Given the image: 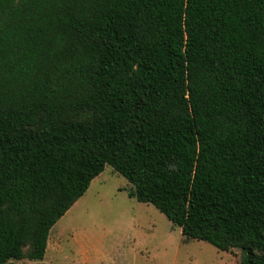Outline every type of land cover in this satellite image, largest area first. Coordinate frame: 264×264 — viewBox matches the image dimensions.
Masks as SVG:
<instances>
[{"label": "trees", "instance_id": "1", "mask_svg": "<svg viewBox=\"0 0 264 264\" xmlns=\"http://www.w3.org/2000/svg\"><path fill=\"white\" fill-rule=\"evenodd\" d=\"M106 165L264 264V0H0V264L42 261Z\"/></svg>", "mask_w": 264, "mask_h": 264}, {"label": "rangeland", "instance_id": "2", "mask_svg": "<svg viewBox=\"0 0 264 264\" xmlns=\"http://www.w3.org/2000/svg\"><path fill=\"white\" fill-rule=\"evenodd\" d=\"M130 182L110 165L52 228L42 261L15 264H238L241 252L186 240L151 204L129 196ZM58 229L64 234L58 237ZM62 250L56 252L59 247Z\"/></svg>", "mask_w": 264, "mask_h": 264}, {"label": "crops", "instance_id": "3", "mask_svg": "<svg viewBox=\"0 0 264 264\" xmlns=\"http://www.w3.org/2000/svg\"><path fill=\"white\" fill-rule=\"evenodd\" d=\"M77 203V202H76ZM75 203V204H76ZM74 204V205H75ZM74 207V206H73ZM72 207V208H73ZM71 208V209H72ZM71 209H70V211H71ZM64 234V230H62V229H58V232L55 234V236L57 235L58 237H61L62 235ZM49 248H50V237H49V240H48V246H47V249H48V252H49ZM62 250V246H60L59 247V249L58 250H56V252H58V251H61Z\"/></svg>", "mask_w": 264, "mask_h": 264}]
</instances>
